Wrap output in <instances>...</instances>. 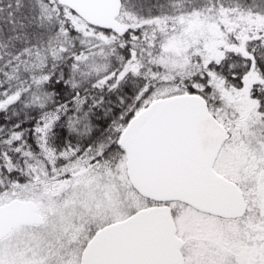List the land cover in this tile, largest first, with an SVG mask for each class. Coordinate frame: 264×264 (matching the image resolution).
Masks as SVG:
<instances>
[{
  "label": "snow or ice",
  "instance_id": "obj_1",
  "mask_svg": "<svg viewBox=\"0 0 264 264\" xmlns=\"http://www.w3.org/2000/svg\"><path fill=\"white\" fill-rule=\"evenodd\" d=\"M0 264H264V0H0Z\"/></svg>",
  "mask_w": 264,
  "mask_h": 264
}]
</instances>
